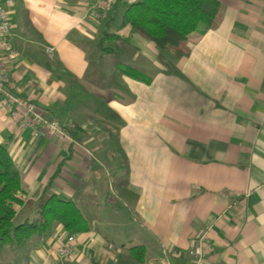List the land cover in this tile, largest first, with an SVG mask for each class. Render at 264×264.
<instances>
[{
	"label": "crops",
	"instance_id": "1",
	"mask_svg": "<svg viewBox=\"0 0 264 264\" xmlns=\"http://www.w3.org/2000/svg\"><path fill=\"white\" fill-rule=\"evenodd\" d=\"M131 1L110 0L119 3L112 28ZM220 1L221 25L192 34L190 54L174 60L180 74L166 73L160 50L129 27L117 53L102 54L98 0L14 1L13 53L0 47V68L13 82L0 91V143L22 177L17 219L38 216L37 199L52 181L91 227L76 234L58 225L32 237L21 264H55L72 234L75 264H106L124 252L120 238L130 228L132 247L146 249L141 264H161L164 248L185 252L200 228L209 229L214 264H264V0ZM105 57L116 76L111 97L98 88L107 81ZM10 95L79 127L83 139L35 135L12 115ZM105 131L121 162L115 145L107 157Z\"/></svg>",
	"mask_w": 264,
	"mask_h": 264
},
{
	"label": "trees",
	"instance_id": "2",
	"mask_svg": "<svg viewBox=\"0 0 264 264\" xmlns=\"http://www.w3.org/2000/svg\"><path fill=\"white\" fill-rule=\"evenodd\" d=\"M118 4H112L109 18L104 19L106 28L97 39L98 50L106 55L116 54V45L124 40L120 30L129 27L132 33L140 35L160 50L159 61L168 74H180L174 60L190 54L194 32L217 29L224 19V6L220 0H132L121 16L119 27L114 29L111 22L115 19L113 15ZM123 73L138 80L145 78L150 81L139 71L123 69ZM65 128L73 139H83L79 127ZM51 183L37 199L38 216L16 222L18 208L25 203L22 197L25 191L21 173L9 149L0 143V257L8 249L21 247L34 236H44L58 225L76 234L91 230L77 204L53 192ZM131 254L133 260L143 263L146 249L136 245L131 248Z\"/></svg>",
	"mask_w": 264,
	"mask_h": 264
},
{
	"label": "built area",
	"instance_id": "3",
	"mask_svg": "<svg viewBox=\"0 0 264 264\" xmlns=\"http://www.w3.org/2000/svg\"><path fill=\"white\" fill-rule=\"evenodd\" d=\"M15 0H0V47L3 50H11L12 18L10 7ZM112 9L110 0H98L96 17L103 20L108 17ZM13 85L12 78L7 68H0V91H8ZM16 104L12 115L19 119L23 127L34 129L35 135H51L59 139L69 137L66 128L60 121L48 114L46 110L33 102L10 95ZM11 109H13L10 106ZM212 244L210 242L209 229L200 228L190 239L189 247L185 252L167 250L164 248L161 264H214L210 258ZM76 236L69 235L67 242L59 252V258L55 264H75L77 258Z\"/></svg>",
	"mask_w": 264,
	"mask_h": 264
},
{
	"label": "rangeland",
	"instance_id": "4",
	"mask_svg": "<svg viewBox=\"0 0 264 264\" xmlns=\"http://www.w3.org/2000/svg\"><path fill=\"white\" fill-rule=\"evenodd\" d=\"M90 56L92 58V60H98L99 58L95 57L96 54H93V53H90ZM104 59V63L102 62V64H104L103 66L105 67L104 71H105V78L107 79L106 83L102 86H98L99 89H103L105 90V94L108 96V97H111L110 94L108 93H111L110 92V89L113 85H112V78H116V76L113 77V71H115L114 69H112V65H113V60L110 58H103ZM152 71L155 73L157 70L156 69H152ZM144 73V72H143ZM171 74H174V73H171ZM111 83V84H110ZM110 84V85H109ZM112 116V115H110ZM111 119V118H110ZM109 120V118H108ZM107 120V121H108ZM113 134H111V132L107 133V131L104 132V136L105 138H103V143L105 145V152L107 154V151L109 149H111L114 145H115V148L114 149V152H115V155L116 157H118V159H120V162L122 161V156L120 155L121 151L119 150L120 148L118 147V144H117V141H115V143H113V140L111 138ZM114 136V135H113ZM111 137V138H109ZM109 155L107 154V157ZM25 214V213H24ZM24 214H21L20 216L24 215ZM20 219H18L16 222H20L19 221ZM115 230L114 229H111V232L115 233L114 232ZM134 228H130L129 230H125L126 232V237H122L120 239H123L126 241V248L129 250L132 248V245H135L138 243V241L136 240L135 237H133L134 235ZM117 232V231H116ZM116 242H114V244H111L109 247H111L112 249H117L118 248V245L120 244L118 242V240H115ZM124 241V242H125ZM120 246V245H119ZM125 248V249H126ZM124 249V252L121 253V254H115L117 257L112 259V260H108V262L106 264H141V263H138L136 262L135 260L133 259H130L131 256H127L125 254L126 250ZM24 252H22V248L21 247H16V249L12 250V251H5L3 253H1V257H0V262L1 264H21L22 262H24L26 256L23 255ZM130 257V258H128ZM104 264V263H103Z\"/></svg>",
	"mask_w": 264,
	"mask_h": 264
}]
</instances>
